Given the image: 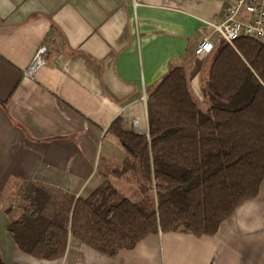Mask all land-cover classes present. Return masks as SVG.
Returning a JSON list of instances; mask_svg holds the SVG:
<instances>
[{"label": "crops", "instance_id": "0c3cea01", "mask_svg": "<svg viewBox=\"0 0 264 264\" xmlns=\"http://www.w3.org/2000/svg\"><path fill=\"white\" fill-rule=\"evenodd\" d=\"M223 13L221 0H0V264H264V179L211 237L159 232L114 256L70 238L62 258L44 261L21 253L7 232L11 183L89 197L103 183L100 158L124 159L106 131L119 118L147 135L143 94L170 70L183 68L199 99L217 50L210 25ZM207 36L211 49L195 56Z\"/></svg>", "mask_w": 264, "mask_h": 264}, {"label": "trees", "instance_id": "16d2710c", "mask_svg": "<svg viewBox=\"0 0 264 264\" xmlns=\"http://www.w3.org/2000/svg\"><path fill=\"white\" fill-rule=\"evenodd\" d=\"M200 96L183 68L170 70L147 96V135L126 130L119 118L106 131L124 159L100 158L103 183L86 199L34 180L11 183L8 201L19 210L7 232L18 250L54 261L70 238L114 256L159 232L214 236L264 179V43L222 41ZM120 181L138 192L137 202L118 189Z\"/></svg>", "mask_w": 264, "mask_h": 264}, {"label": "built area", "instance_id": "2783aa9c", "mask_svg": "<svg viewBox=\"0 0 264 264\" xmlns=\"http://www.w3.org/2000/svg\"><path fill=\"white\" fill-rule=\"evenodd\" d=\"M224 4V13L219 25H210L211 35H215L231 47L239 38H251L264 43V0H221ZM201 32V30H199ZM211 36L202 38L194 50L195 56H203L211 49ZM45 53L41 48L33 58L31 73L42 65V55ZM143 101L146 95L143 94ZM134 122V123H133ZM133 132L145 133L137 129V122L133 121Z\"/></svg>", "mask_w": 264, "mask_h": 264}, {"label": "rangeland", "instance_id": "374dc122", "mask_svg": "<svg viewBox=\"0 0 264 264\" xmlns=\"http://www.w3.org/2000/svg\"><path fill=\"white\" fill-rule=\"evenodd\" d=\"M222 43V41L220 40V38L218 37V39H217V48H218V46H219V44H221ZM210 59H211V57H210ZM205 74V73H204ZM206 77H207V68H206ZM201 78H202V76H201ZM202 82V81H201ZM197 93H198V97H199V100H201V96L199 95L200 93H199V91H197ZM147 99V98H146ZM108 142H111L109 139H106L105 140V142H104V151H105V149L106 150H108L109 149V146L107 145L108 144ZM104 155V154H103ZM102 167V166H101ZM100 167V168H101ZM117 187H118V189L121 191V192H124V193H128V189L130 190V188H133L132 186L131 187H129V184L128 183H126L125 181H120L119 182V184L117 185ZM132 191H136V190H134V189H132ZM15 192H16V189H15V191L14 192H12V194H11V196L9 197V199L12 197V195H14L15 194ZM130 193V192H129ZM128 193V194H129ZM13 208H11L12 210H19V206L17 205V204H15V203H13ZM16 213V212H15Z\"/></svg>", "mask_w": 264, "mask_h": 264}]
</instances>
